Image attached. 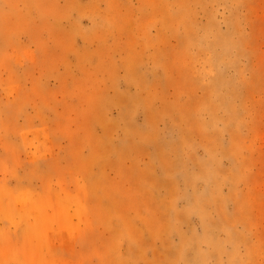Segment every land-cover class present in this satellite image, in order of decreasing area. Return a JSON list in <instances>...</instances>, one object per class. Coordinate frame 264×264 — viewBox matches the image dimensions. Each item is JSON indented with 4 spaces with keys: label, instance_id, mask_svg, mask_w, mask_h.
Returning <instances> with one entry per match:
<instances>
[{
    "label": "rangeland",
    "instance_id": "1",
    "mask_svg": "<svg viewBox=\"0 0 264 264\" xmlns=\"http://www.w3.org/2000/svg\"><path fill=\"white\" fill-rule=\"evenodd\" d=\"M0 264H264V0H0Z\"/></svg>",
    "mask_w": 264,
    "mask_h": 264
}]
</instances>
